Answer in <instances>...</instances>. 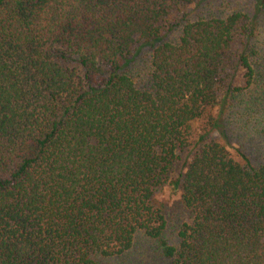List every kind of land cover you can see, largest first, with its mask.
Segmentation results:
<instances>
[{
	"label": "trees",
	"instance_id": "1",
	"mask_svg": "<svg viewBox=\"0 0 264 264\" xmlns=\"http://www.w3.org/2000/svg\"><path fill=\"white\" fill-rule=\"evenodd\" d=\"M194 1L0 0V264H102L138 235L169 264H264V161L226 132L264 102L234 105L264 87L259 28Z\"/></svg>",
	"mask_w": 264,
	"mask_h": 264
},
{
	"label": "rangeland",
	"instance_id": "2",
	"mask_svg": "<svg viewBox=\"0 0 264 264\" xmlns=\"http://www.w3.org/2000/svg\"><path fill=\"white\" fill-rule=\"evenodd\" d=\"M257 5V0H196L190 5V9L193 12L192 17L197 14L204 17H225L233 12H241L256 19L259 28L257 43L264 49V5L260 8ZM177 35L178 30L173 32L171 37ZM252 88L234 99L236 109H239L238 106L243 107L248 101L255 100L257 93L264 90V87L259 85ZM234 111L235 108L226 117L229 143L231 147H240L251 162L258 165L264 161V102L254 113L249 114L247 121ZM229 150L233 153V148L229 147ZM182 162L183 155L176 163L175 172L181 168ZM152 203L162 212L166 220L162 237L167 243L176 244L177 229L189 218L188 211L183 207L178 196L170 194L168 185L155 191ZM102 264H169V262L161 256L156 240L138 235L134 248L129 253L119 258L105 260Z\"/></svg>",
	"mask_w": 264,
	"mask_h": 264
}]
</instances>
